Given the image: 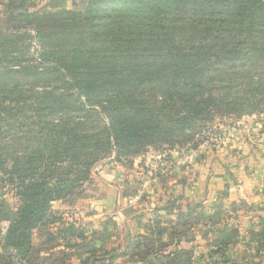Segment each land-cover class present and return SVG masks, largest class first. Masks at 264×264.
<instances>
[{
    "label": "trees",
    "instance_id": "1",
    "mask_svg": "<svg viewBox=\"0 0 264 264\" xmlns=\"http://www.w3.org/2000/svg\"><path fill=\"white\" fill-rule=\"evenodd\" d=\"M31 1L6 0L0 16V196L20 204L5 264L28 261L42 227L41 245L86 240L81 226L49 229L60 223L53 204L107 155L121 162L184 140L212 111L264 110V0H83L44 13ZM145 247L143 264L164 258L165 245L155 257Z\"/></svg>",
    "mask_w": 264,
    "mask_h": 264
},
{
    "label": "rangeland",
    "instance_id": "2",
    "mask_svg": "<svg viewBox=\"0 0 264 264\" xmlns=\"http://www.w3.org/2000/svg\"><path fill=\"white\" fill-rule=\"evenodd\" d=\"M82 1L32 0L29 10H73ZM5 3L0 0V16ZM28 31V45L39 59L36 31ZM203 117L184 140L121 162L107 155L76 196L63 206L53 204L60 223L49 229L57 234L60 224L81 226L86 240L41 245L47 239L42 227L34 231L29 260L11 264H92L94 258L100 259L96 264H143L138 257L145 256V246L154 247L155 257L163 245L164 258L147 264H264V110L229 115L224 109ZM19 211L13 193L0 196V264L2 255H15L4 238ZM138 242L144 245L130 252ZM113 254L117 258L110 260Z\"/></svg>",
    "mask_w": 264,
    "mask_h": 264
},
{
    "label": "crops",
    "instance_id": "3",
    "mask_svg": "<svg viewBox=\"0 0 264 264\" xmlns=\"http://www.w3.org/2000/svg\"><path fill=\"white\" fill-rule=\"evenodd\" d=\"M115 189L117 190V192L119 191V188L116 187ZM112 192H113V191H111V193H109V194L114 195L115 193H112ZM67 201H68V200H65V201H59V202H56V203H59L61 206H63V205H65V204L67 203ZM96 203H97V201L94 202L95 205H96ZM61 208H62V207H61ZM53 209H54V207H53ZM60 210H61V209H60ZM60 210H59V211H60ZM60 212H61V211H60Z\"/></svg>",
    "mask_w": 264,
    "mask_h": 264
},
{
    "label": "water",
    "instance_id": "4",
    "mask_svg": "<svg viewBox=\"0 0 264 264\" xmlns=\"http://www.w3.org/2000/svg\"><path fill=\"white\" fill-rule=\"evenodd\" d=\"M234 264H236V263H234Z\"/></svg>",
    "mask_w": 264,
    "mask_h": 264
}]
</instances>
